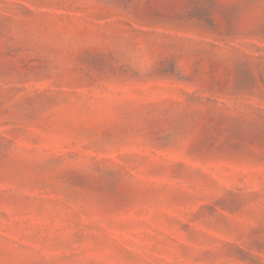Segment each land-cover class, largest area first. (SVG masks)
<instances>
[{"label": "rangeland", "instance_id": "374dc122", "mask_svg": "<svg viewBox=\"0 0 264 264\" xmlns=\"http://www.w3.org/2000/svg\"><path fill=\"white\" fill-rule=\"evenodd\" d=\"M0 264H264V0H0Z\"/></svg>", "mask_w": 264, "mask_h": 264}]
</instances>
